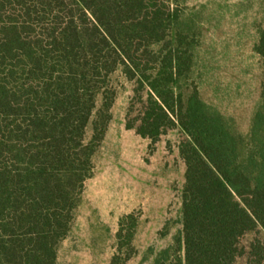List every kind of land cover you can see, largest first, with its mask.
Segmentation results:
<instances>
[{"label": "trees", "instance_id": "trees-1", "mask_svg": "<svg viewBox=\"0 0 264 264\" xmlns=\"http://www.w3.org/2000/svg\"><path fill=\"white\" fill-rule=\"evenodd\" d=\"M189 1L0 0V264H57L118 71L142 106L129 128L154 144L172 128L187 137L182 230L152 264H235L243 237L264 230V30L261 100L243 134L195 86ZM137 226L120 220L110 264L134 256Z\"/></svg>", "mask_w": 264, "mask_h": 264}, {"label": "rangeland", "instance_id": "rangeland-1", "mask_svg": "<svg viewBox=\"0 0 264 264\" xmlns=\"http://www.w3.org/2000/svg\"><path fill=\"white\" fill-rule=\"evenodd\" d=\"M196 23L193 80L204 102L234 120L248 134L260 103L262 59L255 47L264 30V0H190ZM111 119L94 156V174L85 183L69 235L60 243L57 264H110L119 245L120 220L134 214L138 226L126 264H152L182 230L186 164L179 128L154 144L134 126L141 111L135 84L121 71L112 75ZM92 134V126L87 130ZM257 245V248H253ZM235 264H264V230L241 240Z\"/></svg>", "mask_w": 264, "mask_h": 264}]
</instances>
